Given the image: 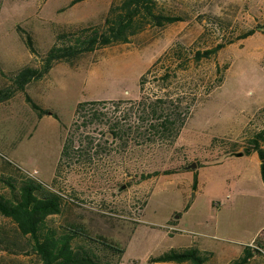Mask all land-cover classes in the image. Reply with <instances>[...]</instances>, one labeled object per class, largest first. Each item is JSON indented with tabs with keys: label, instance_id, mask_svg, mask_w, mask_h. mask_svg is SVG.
I'll list each match as a JSON object with an SVG mask.
<instances>
[{
	"label": "rangeland",
	"instance_id": "rangeland-1",
	"mask_svg": "<svg viewBox=\"0 0 264 264\" xmlns=\"http://www.w3.org/2000/svg\"><path fill=\"white\" fill-rule=\"evenodd\" d=\"M121 1L0 0V89L14 91L15 73L41 67L50 48L67 40L60 34L103 25ZM154 1L157 12L182 20L147 24L131 42L58 60L0 102V193L10 196L5 181L24 175L59 192L62 211L47 225L79 228L80 242L87 235L106 238L115 249L90 240L100 264H167L151 258L189 246L214 250L207 264H224L225 250L241 247L235 241L241 237L229 233L221 207L242 194L222 178L228 162L217 161L264 127V0ZM250 30L255 33L211 57L196 58ZM27 94L52 113L41 116ZM142 96L178 99L181 117L191 106L175 137L130 132L141 121L132 102ZM81 101L98 102L79 108ZM67 139L75 143L57 173ZM0 238L7 246L0 264H42L30 238L1 212ZM250 264H264L263 255Z\"/></svg>",
	"mask_w": 264,
	"mask_h": 264
},
{
	"label": "trees",
	"instance_id": "trees-1",
	"mask_svg": "<svg viewBox=\"0 0 264 264\" xmlns=\"http://www.w3.org/2000/svg\"><path fill=\"white\" fill-rule=\"evenodd\" d=\"M81 1L83 0H72L71 5ZM178 20H182V18L177 15L157 12L154 0H122L120 3L115 2L111 5L103 25L83 27L71 33L60 34L59 38L64 37L67 40L62 44L58 41L50 48L43 58L41 67L26 65L18 70L12 78L14 91H11V88L8 87L1 88L0 102L10 98L15 91H25L32 80L45 76L58 60L71 61L85 52L95 51L98 48L112 44L128 43L131 42L133 36L142 32L148 26L147 24L163 26L166 23H173ZM254 33L255 30H250L237 39L228 41V43H219L214 48L203 52L198 51L196 58L200 60L203 57H211L227 44L234 43L236 40L246 38ZM23 36L31 52L36 54L38 51L32 36L27 32L23 33ZM168 76L169 73H166L163 78L166 79ZM222 80L220 79L221 82ZM27 100L34 109L39 111L41 116L52 113L50 109L44 108L35 102L29 94H27ZM177 100L161 97L153 102H148L142 96L137 102L133 101V104L137 103L139 106L138 120L141 121H138L137 127L135 125L130 127L129 129L132 130L130 132L157 137H165L171 133V137H175L191 114V106H189L184 116L181 117L180 105ZM96 102L98 101H81L79 108ZM92 114L96 115L95 113ZM119 126V123L115 124V128ZM122 132V129L113 131L116 137L122 136L120 135ZM74 143L71 139L64 142L56 168L57 173L63 167L66 159L71 156L70 150ZM263 144L264 127L252 134L242 150L232 149L225 155H243L257 151L261 157V171L264 179ZM169 172L173 171H167L166 173ZM157 174H159V171L146 176L151 177ZM5 182L9 186L11 195L6 196L0 193V212L11 217L17 224L21 234L30 238L32 248L39 255L42 264H100L102 262L100 254L92 245L99 241L101 245L115 249L113 244L102 236L95 239L87 235L80 242L78 238H82L83 235L79 234V228L71 227L59 231L49 227L47 218L50 215L61 213L63 204L62 195L53 188L28 175H24L20 180L10 178ZM90 240H92V245H90ZM0 248L7 249L5 241L1 238ZM261 249L264 250L262 241H257V247L246 245L243 254L233 259L229 264H250L255 256L264 255ZM117 250L120 253L124 252V249L121 248H117ZM212 254V252L203 251L197 246H189L180 250L171 249L159 256L152 257L151 261L205 264Z\"/></svg>",
	"mask_w": 264,
	"mask_h": 264
},
{
	"label": "crops",
	"instance_id": "crops-1",
	"mask_svg": "<svg viewBox=\"0 0 264 264\" xmlns=\"http://www.w3.org/2000/svg\"><path fill=\"white\" fill-rule=\"evenodd\" d=\"M138 97L139 95L132 98ZM221 161L228 162L223 170L222 178L227 179L228 184L233 185L234 190L242 194V197L226 202L221 207L223 223H227L229 233L241 237L235 240L241 242V247L231 246L225 250L227 258L224 264H229L243 254L246 245L257 247V241H262L264 244V179L261 171V157L257 151L243 155H224L217 163ZM200 249L213 253L206 261L205 264H207L215 256V251ZM261 250L264 253V250ZM167 264L190 263L169 262Z\"/></svg>",
	"mask_w": 264,
	"mask_h": 264
},
{
	"label": "built area",
	"instance_id": "built-area-1",
	"mask_svg": "<svg viewBox=\"0 0 264 264\" xmlns=\"http://www.w3.org/2000/svg\"><path fill=\"white\" fill-rule=\"evenodd\" d=\"M36 174H38V170L35 169V170L31 173V175H32V176H35Z\"/></svg>",
	"mask_w": 264,
	"mask_h": 264
},
{
	"label": "water",
	"instance_id": "water-1",
	"mask_svg": "<svg viewBox=\"0 0 264 264\" xmlns=\"http://www.w3.org/2000/svg\"><path fill=\"white\" fill-rule=\"evenodd\" d=\"M239 155H241V154H239ZM196 164L195 163H193V166H195Z\"/></svg>",
	"mask_w": 264,
	"mask_h": 264
}]
</instances>
